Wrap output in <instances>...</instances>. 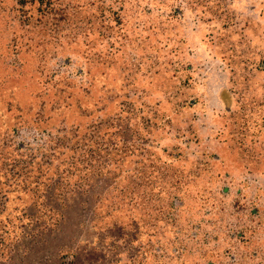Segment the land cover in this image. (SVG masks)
<instances>
[{"label": "rangeland", "instance_id": "rangeland-1", "mask_svg": "<svg viewBox=\"0 0 264 264\" xmlns=\"http://www.w3.org/2000/svg\"><path fill=\"white\" fill-rule=\"evenodd\" d=\"M0 264H264V0H0Z\"/></svg>", "mask_w": 264, "mask_h": 264}, {"label": "trees", "instance_id": "trees-1", "mask_svg": "<svg viewBox=\"0 0 264 264\" xmlns=\"http://www.w3.org/2000/svg\"><path fill=\"white\" fill-rule=\"evenodd\" d=\"M22 1L26 2V0H22Z\"/></svg>", "mask_w": 264, "mask_h": 264}]
</instances>
